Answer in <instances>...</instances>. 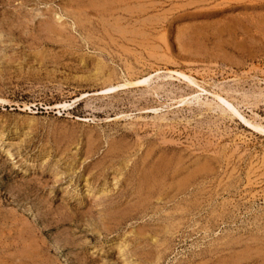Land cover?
<instances>
[{
  "label": "rangeland",
  "instance_id": "obj_1",
  "mask_svg": "<svg viewBox=\"0 0 264 264\" xmlns=\"http://www.w3.org/2000/svg\"><path fill=\"white\" fill-rule=\"evenodd\" d=\"M0 264H264V0H0Z\"/></svg>",
  "mask_w": 264,
  "mask_h": 264
},
{
  "label": "bare ground",
  "instance_id": "obj_2",
  "mask_svg": "<svg viewBox=\"0 0 264 264\" xmlns=\"http://www.w3.org/2000/svg\"><path fill=\"white\" fill-rule=\"evenodd\" d=\"M158 72V71H157ZM190 79V78H189ZM192 79V78H191ZM193 80V79H192ZM146 81V78L145 79H143V80H137L136 82H134V83H141V82H145ZM148 81V80H147ZM146 81V82H147ZM194 81V80H193ZM133 83V82H132ZM107 89V88H106ZM148 176V175H147ZM158 181V180H157ZM148 182V181H147ZM245 253V252H244ZM242 254V253H241ZM257 254V253H256ZM246 256H248V255H246ZM255 261V260H254ZM252 263V262H251Z\"/></svg>",
  "mask_w": 264,
  "mask_h": 264
}]
</instances>
